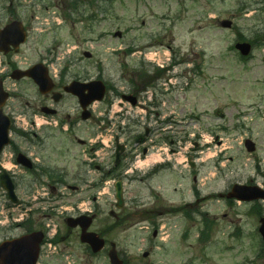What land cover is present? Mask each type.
Returning <instances> with one entry per match:
<instances>
[{"label": "rangeland", "instance_id": "1", "mask_svg": "<svg viewBox=\"0 0 264 264\" xmlns=\"http://www.w3.org/2000/svg\"><path fill=\"white\" fill-rule=\"evenodd\" d=\"M57 1L61 0H0V28L12 16L33 20L29 21V44L17 55L22 62H36L45 49L59 45V41L64 47L68 43L69 49H75L74 59H79L80 69L76 67L75 73L84 70L87 73L81 76L91 79L102 76L106 84L111 85L106 98L114 96L115 89L121 95L130 94L131 80L141 87L133 69L140 59L145 60L147 53L157 54L158 59L166 61L167 55L174 52L182 62L173 69L167 68L165 79L158 81L161 89L169 88L166 96L158 92V100L163 102L158 122H155L154 110L143 106L132 109L122 104L120 98H114L110 110L114 112L109 115L106 102L95 106L98 115L114 120L112 130L115 133L103 134L107 139L118 134L125 140L129 135L143 134L150 127L154 131L153 139L158 138L157 141L165 137L179 141L182 153L170 161L171 169L153 175L148 182L142 178L133 180L137 178V172L130 173V178L125 181V207L122 210L115 207V190L110 180L100 190L72 193L73 196L62 203L64 209L60 212L69 210L67 213L77 214L78 211L70 210L75 207L78 210L77 206L83 201H86L83 209H98L99 216L91 230L106 232L109 244L116 243L118 251L130 264H264V253L258 258L261 245L257 232L259 218L250 215L251 205L234 203L230 206L218 197L228 193L235 184L264 186V43L261 42L264 0H115L108 14L100 13L97 7L89 10L84 6L78 13H72L73 20L67 24H63L60 10L54 7ZM101 5L108 7L105 3ZM54 14L61 19L50 20V15ZM81 15L85 18L79 21ZM92 16L93 20H89ZM225 20L234 22L232 29L222 27L221 22ZM235 28L248 40L260 45L250 61L244 62L237 51H231L237 39ZM118 31L123 33L122 38L115 37ZM159 33L162 35L158 41L150 38ZM133 45L140 51L143 49L144 55L123 54ZM85 52L91 53L92 58L84 59ZM175 74L177 79H172ZM148 77L156 78L155 71L149 72ZM169 80L173 86H169ZM24 88L33 93L34 89L27 84ZM145 97L149 102L150 91ZM120 112L124 113L123 116H118ZM88 126L91 130L86 129L78 135L95 140L97 134L94 135L90 124ZM248 137L257 145L253 154L244 147ZM15 141L19 143L21 140ZM155 146L147 157H141L140 151L135 159L142 173L152 167V160L167 162L171 156L168 145ZM81 149L77 146L65 159L51 149L39 151V154L46 161H49L47 156L52 155L59 165L67 162L69 167L75 168L82 159ZM173 149L177 150V147ZM101 177L100 173L90 174L87 184L98 183ZM17 178L18 195L21 196L28 179L21 180L26 178L23 173ZM80 186L89 189L86 185ZM43 191L40 189L39 192L47 193ZM1 194L0 191V221L10 227L0 226V242L22 233L21 229L11 228L18 220L11 218L7 222L8 215L21 214V208H9ZM96 195L100 197L98 206L92 202ZM157 196L160 199H156ZM262 205L264 208V202ZM184 206L188 213L193 211L191 219L170 211L179 207L184 209ZM160 207L166 208L165 215L158 219L164 228L159 237L154 238L146 211L157 212ZM198 210L208 213L207 217L214 221L211 236L203 243L198 240L204 230L203 217ZM112 211L117 216L127 215L129 222L115 226L117 220L111 217ZM42 217L43 214L36 215L38 219ZM51 221L59 226L61 234L67 233L62 215L51 218ZM238 229L242 231L240 237ZM79 235L78 231H73L69 244L59 246L64 256L45 260L47 264H109L107 253H100L97 257L88 255ZM146 252H149L147 258L144 257Z\"/></svg>", "mask_w": 264, "mask_h": 264}, {"label": "water", "instance_id": "2", "mask_svg": "<svg viewBox=\"0 0 264 264\" xmlns=\"http://www.w3.org/2000/svg\"><path fill=\"white\" fill-rule=\"evenodd\" d=\"M3 38V36L1 37ZM92 92L101 99L104 95V87L102 86L101 83H94L91 86ZM5 98L0 97V106L3 105ZM0 121H2V124H0V127H4V129H7L9 121L7 118H4L0 112ZM8 130V129H7ZM7 130L4 132V135H0V148L3 146L1 144L5 140V136H7ZM9 191L12 196L13 194V187L12 185H9ZM117 197L119 200V207L123 206V200H122V186L121 183L117 184ZM230 198L236 197L242 201H252V200H258V199H264V192L261 191L260 189L254 187V188H249L245 186H236L234 188V192L229 195ZM86 219V218H82ZM81 220V219H80ZM263 225L261 228V233L264 238V220L262 221ZM82 228H83V237L82 240L84 242H90L93 243L95 241V251H99L103 245V241H99L96 237H94L92 234H87L86 231L88 227L91 225V220H86V223H84V220L80 222ZM76 226L77 223L71 224V226ZM36 235H39L36 236ZM32 236L25 237L21 240H18L16 242L10 243L7 242L5 243L2 247H0V264H35L36 262V256H37V247L34 249H26L23 247V242H28V241H33L39 243L41 240L42 235L41 234H36ZM111 259L113 264H122L117 258L114 253L111 254Z\"/></svg>", "mask_w": 264, "mask_h": 264}, {"label": "flooded vegetation", "instance_id": "3", "mask_svg": "<svg viewBox=\"0 0 264 264\" xmlns=\"http://www.w3.org/2000/svg\"><path fill=\"white\" fill-rule=\"evenodd\" d=\"M13 20L12 18L9 19V21ZM2 57L4 58L5 60V63H7L10 67V65L12 64L11 60H10V55L12 54H5V53H2ZM51 58H46L45 59V62L48 63V61L50 60ZM18 62V61H17ZM60 81V80H59ZM66 86V84H60V82L57 83V91L58 92H63V89L64 87ZM47 98V101H51L52 103L54 102L53 98H50L49 96L46 97ZM32 149L35 148V146H30Z\"/></svg>", "mask_w": 264, "mask_h": 264}]
</instances>
